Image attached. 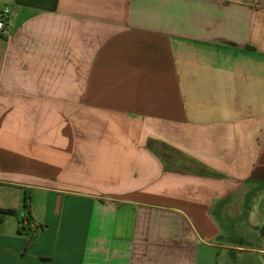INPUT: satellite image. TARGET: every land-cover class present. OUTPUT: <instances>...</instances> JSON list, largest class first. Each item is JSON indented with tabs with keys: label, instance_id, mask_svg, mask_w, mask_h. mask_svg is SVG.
<instances>
[{
	"label": "crops",
	"instance_id": "obj_1",
	"mask_svg": "<svg viewBox=\"0 0 264 264\" xmlns=\"http://www.w3.org/2000/svg\"><path fill=\"white\" fill-rule=\"evenodd\" d=\"M0 8V264L247 250L218 216L264 199V0Z\"/></svg>",
	"mask_w": 264,
	"mask_h": 264
},
{
	"label": "rangeland",
	"instance_id": "obj_2",
	"mask_svg": "<svg viewBox=\"0 0 264 264\" xmlns=\"http://www.w3.org/2000/svg\"><path fill=\"white\" fill-rule=\"evenodd\" d=\"M260 189H264L260 187ZM239 210H227L223 217L218 216V223L223 231L230 236V244L243 247L249 251L233 252L232 259L227 264H264V237L259 236L256 228H260L264 223V199L262 195L249 196L243 203H239ZM243 240V244H241ZM255 240V241H254ZM261 249L263 254L253 253L252 249ZM217 264H223L221 259Z\"/></svg>",
	"mask_w": 264,
	"mask_h": 264
},
{
	"label": "built area",
	"instance_id": "obj_3",
	"mask_svg": "<svg viewBox=\"0 0 264 264\" xmlns=\"http://www.w3.org/2000/svg\"><path fill=\"white\" fill-rule=\"evenodd\" d=\"M9 15V10L7 8H0V33L5 32Z\"/></svg>",
	"mask_w": 264,
	"mask_h": 264
},
{
	"label": "trees",
	"instance_id": "obj_4",
	"mask_svg": "<svg viewBox=\"0 0 264 264\" xmlns=\"http://www.w3.org/2000/svg\"><path fill=\"white\" fill-rule=\"evenodd\" d=\"M23 206L26 210H29V203H28V196L27 195L24 197ZM0 212L4 213V214H11V215L15 214V211H13V210H2V209H0ZM259 235L261 238L264 237V223L259 228Z\"/></svg>",
	"mask_w": 264,
	"mask_h": 264
}]
</instances>
